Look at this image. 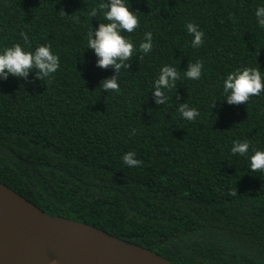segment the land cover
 Here are the masks:
<instances>
[{
	"label": "trees",
	"instance_id": "16d2710c",
	"mask_svg": "<svg viewBox=\"0 0 264 264\" xmlns=\"http://www.w3.org/2000/svg\"><path fill=\"white\" fill-rule=\"evenodd\" d=\"M101 2L0 0V53L50 45L60 65L45 81L34 71L0 80V182L50 215L176 264H264V173L249 161L253 149L264 151V92L246 105L223 102L228 73L264 75L255 16L264 0H128L140 26L123 35L138 49L151 32L153 48L121 69L119 92L98 88L115 70L97 67L86 48L87 32L107 22L88 15ZM188 23L203 31L201 46L192 47ZM196 61L201 78L188 79ZM165 65L177 66L180 80L157 106L151 91ZM184 102L199 111L195 120L181 117ZM236 140L250 144L243 157L231 152ZM128 152L141 166L124 164Z\"/></svg>",
	"mask_w": 264,
	"mask_h": 264
},
{
	"label": "clouds",
	"instance_id": "9594fccd",
	"mask_svg": "<svg viewBox=\"0 0 264 264\" xmlns=\"http://www.w3.org/2000/svg\"><path fill=\"white\" fill-rule=\"evenodd\" d=\"M103 15L107 22H99L98 27L91 28L87 32V47L92 49L97 57L96 66L102 69L111 68L115 70V75L104 79L99 85L103 92H119L120 85L118 77L121 69L128 70L131 66L134 53L141 54L137 59H143V54L149 53L153 48V36L151 32L144 34V40L139 47L127 38L123 33H133L140 26V20L136 11L130 10V5L125 0H103L98 6H94L89 12L90 17ZM257 24L264 28V6L258 7L255 11ZM79 18L77 17V20ZM188 33L193 37L192 47L196 48L204 43V33L198 26L192 23L186 25ZM21 37L25 45H29L27 33L21 32ZM59 56L53 54L50 45H41L34 51H26L21 44H13L0 53V80H7L9 76L17 79H27L29 73L35 72L37 80L45 81L59 69ZM203 63L196 61L188 63L184 74L188 79L199 80L202 75ZM180 80V71L177 66L165 65L154 81L153 96L157 106L164 105L168 101L167 89L176 88L177 81ZM223 92L225 93L223 102L229 105H246L250 98L260 96L264 92V75L258 67H243L236 69L226 75L223 80ZM212 102L210 109L216 107ZM209 109V110H210ZM181 117L188 121L195 120L199 111L190 107L187 103H181L178 107ZM135 129L132 130V134ZM248 141H233L231 152L233 155L245 156L249 152ZM253 154L249 157L250 170L252 172L264 173V151L253 149ZM125 165L129 167H139L142 161L135 158L134 152L125 153L122 157ZM229 196H237L235 190L229 191Z\"/></svg>",
	"mask_w": 264,
	"mask_h": 264
},
{
	"label": "water",
	"instance_id": "95a60500",
	"mask_svg": "<svg viewBox=\"0 0 264 264\" xmlns=\"http://www.w3.org/2000/svg\"><path fill=\"white\" fill-rule=\"evenodd\" d=\"M0 264H176L91 224L50 215L0 182Z\"/></svg>",
	"mask_w": 264,
	"mask_h": 264
}]
</instances>
